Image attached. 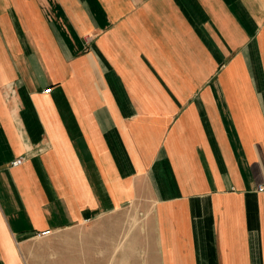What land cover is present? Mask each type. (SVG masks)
I'll return each mask as SVG.
<instances>
[{"label":"crops","instance_id":"0c3cea01","mask_svg":"<svg viewBox=\"0 0 264 264\" xmlns=\"http://www.w3.org/2000/svg\"><path fill=\"white\" fill-rule=\"evenodd\" d=\"M0 264H264V0H0Z\"/></svg>","mask_w":264,"mask_h":264},{"label":"built area","instance_id":"2783aa9c","mask_svg":"<svg viewBox=\"0 0 264 264\" xmlns=\"http://www.w3.org/2000/svg\"><path fill=\"white\" fill-rule=\"evenodd\" d=\"M22 160H23V157H20V158L16 159V160L13 162V164L21 163ZM50 233H51V230L48 229V230L42 231L40 234H41V235H48V234H50Z\"/></svg>","mask_w":264,"mask_h":264}]
</instances>
